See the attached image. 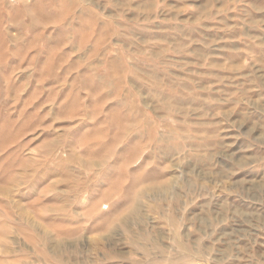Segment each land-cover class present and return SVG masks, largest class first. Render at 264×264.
<instances>
[{
  "label": "rangeland",
  "instance_id": "374dc122",
  "mask_svg": "<svg viewBox=\"0 0 264 264\" xmlns=\"http://www.w3.org/2000/svg\"><path fill=\"white\" fill-rule=\"evenodd\" d=\"M0 264H264V0H0Z\"/></svg>",
  "mask_w": 264,
  "mask_h": 264
}]
</instances>
